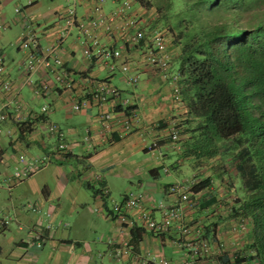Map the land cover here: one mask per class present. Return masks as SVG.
Segmentation results:
<instances>
[{"label":"crops","instance_id":"1","mask_svg":"<svg viewBox=\"0 0 264 264\" xmlns=\"http://www.w3.org/2000/svg\"><path fill=\"white\" fill-rule=\"evenodd\" d=\"M60 1L0 0V55L16 93L0 89V106L8 112L7 120L0 125V222H8L0 228V264H155L160 258L178 262L183 257L190 264L187 247L178 243L186 241L178 231L179 225L189 228L191 234L200 232L210 244L211 254L194 264H223L227 258L228 264H234L236 252L246 256L241 264L252 262L248 250L251 231L233 229L239 219L237 195L232 196L230 182H224L233 179L238 185L239 180L220 174L224 158L204 160L185 154L181 141L196 120L188 121L185 104L172 98L169 79L140 64L139 51H123L119 60L128 56L135 62L132 72H141V82L132 87L122 75L108 70L102 74V68L88 61L80 52L79 35L68 39L60 54L63 67L75 80L80 82L87 75L108 77L121 90L138 116L133 129L127 132L119 130L125 115L122 109L127 107L119 102L114 107L91 105L74 112L70 105L79 86L74 93L56 90L40 98L34 94L32 84L24 82L26 52L16 62L12 51L19 49L25 24L40 34L42 46L51 40L54 14L62 10ZM106 6L111 9L114 4L107 5L106 1ZM17 7L21 9L19 14ZM89 7L83 3L78 9L84 14ZM138 9L147 16L142 6ZM167 43L170 71L175 72L179 47L169 38ZM37 77L38 73L31 78ZM45 104L47 113L40 115ZM109 108L114 129L104 132L99 113ZM46 121L58 124L74 141L72 152L65 158L54 152L56 141L44 129ZM173 127L184 135L180 142L171 138ZM20 156L26 161L45 157L47 163L30 177L10 183L8 178L22 166ZM187 163L190 175L183 171ZM95 174L100 181L94 179ZM208 177V189L191 197L192 204L181 208L180 219L167 231L146 228L141 217L144 211L159 222L165 208L176 204L167 193L170 184L192 186ZM102 186L108 190L106 197L100 196ZM130 194L143 195L145 200L138 207L126 209L125 199ZM31 205L37 207L36 212L29 209ZM122 216L127 222L121 220ZM121 242H127L132 251L115 258Z\"/></svg>","mask_w":264,"mask_h":264},{"label":"trees","instance_id":"2","mask_svg":"<svg viewBox=\"0 0 264 264\" xmlns=\"http://www.w3.org/2000/svg\"><path fill=\"white\" fill-rule=\"evenodd\" d=\"M164 1L165 12L183 18L174 24L163 14L167 23L156 4L152 23L166 24L160 29L179 47L180 97L188 121L196 120L178 141L187 156L230 159L220 174L239 180L236 212L252 234L251 258L264 264V0H179L185 6L177 12L174 0ZM209 183L210 177L193 184V196ZM235 255L234 264L246 260Z\"/></svg>","mask_w":264,"mask_h":264},{"label":"built area","instance_id":"3","mask_svg":"<svg viewBox=\"0 0 264 264\" xmlns=\"http://www.w3.org/2000/svg\"><path fill=\"white\" fill-rule=\"evenodd\" d=\"M71 0V6L62 9L54 14L55 25L54 35L51 40L44 46L40 43V34L31 27L30 24H25L23 38L20 41V48L26 52V57L23 61L25 70L24 82L32 84L33 92L40 98L47 97L50 93L56 90H70L73 92L79 86V91L73 99L70 107L74 112L81 111L88 106L95 105L99 108L106 106L114 107L117 102L124 107V119L119 130L127 132L133 129L138 116L134 109H131L127 99L122 97L121 90L111 83L108 77L97 79L89 75L83 76L81 81L72 78L63 67L61 52L64 49L67 38L73 35V30L77 29L80 32L79 37L82 38L81 50L82 55L95 64V62H103L105 68L110 72H119L128 84L136 85L139 76L132 72L135 62L126 56L121 62L123 51L135 49L139 51L141 57L140 64H145L156 70L162 77L170 78L172 87V98L177 103H182L180 97V86L177 82V73L170 72V54L168 51L167 34L157 27L145 16V11L142 12L138 8H134L135 0H114V6L109 9L106 6V0ZM83 3L90 4L88 10L77 15L78 6ZM78 5V6H77ZM1 11V7H0ZM16 13H20V7L15 9ZM1 28V24H0ZM46 36V34H44ZM111 58V61L107 60ZM38 73V77L34 80L32 75ZM0 89L3 92L13 94V82L5 74V66L3 58L0 55ZM74 93V92H73ZM48 105H43L40 110V115L47 113ZM8 112L5 106H0V125L7 120ZM21 117V113L19 114ZM19 119V118H18ZM113 112L109 109H103L99 113L100 128L107 132L114 129ZM174 130L171 133L173 140H179L180 130ZM44 129L52 134L56 144L54 152L60 158H65L72 152L74 141L67 138V133L58 124L46 121ZM19 163L21 167H17L14 173L8 178L10 183H17L33 175L43 165L47 163V158L40 160L26 161L23 156H20ZM94 179L100 181L101 178L97 174ZM100 196L106 197L108 190L105 186L100 189ZM167 193L173 196L175 203L173 206H167L163 211L161 221H155L150 213L144 211L141 214L144 225L149 230L167 231L168 228L181 217V208L185 204L191 205L193 194L191 186L183 183H172L167 188ZM145 197L143 195H128L125 199L124 206L126 209L138 207L143 203ZM195 200V199H194ZM33 212L37 211L36 206H29ZM118 209V206H115ZM121 220L126 221L125 217ZM8 222L2 219L0 228ZM41 227V226H40ZM236 231H247V220L239 218L237 224L233 228ZM37 233L40 232L38 227L35 228ZM178 231L186 238L184 242H178L188 249V255L191 257V263L196 260L206 258L211 254L209 242L196 232L191 234L189 228L179 225ZM132 251V247L127 242H121L116 248L114 257L119 258L128 255ZM256 260L246 262L245 264H257ZM155 264H186L185 258H181L178 262L160 258Z\"/></svg>","mask_w":264,"mask_h":264},{"label":"rangeland","instance_id":"4","mask_svg":"<svg viewBox=\"0 0 264 264\" xmlns=\"http://www.w3.org/2000/svg\"><path fill=\"white\" fill-rule=\"evenodd\" d=\"M107 1V5H109V4H111V6H113V4L114 3H112V0H106ZM16 2H18V0H16ZM14 3H15V1H14ZM165 3V1L164 0H160L159 2L157 1V0H143V8L146 10V13H147V17H148V20L150 21V22H153L154 20L156 21V18H157V12H155V7H156V4L158 5H160V7L162 8V12L161 13H159V15L158 16H160V18L162 17V19L164 18L163 17V14L165 15V17L166 16H169V18H171V19H169V20H171V22H174V24L175 23H177V22H179L182 18H183V14L182 15H180V16H178V15H176V16H173V12H165V9H164V7H163V4ZM133 4H134V8H137V7H139V4L137 3V2H133ZM19 5V4H18ZM60 5H61V9H65V8H67L68 6H71V3H70V0H68V2H66V1H63V0H61L60 1ZM158 5V6H159ZM183 6H185L184 5V3L183 2H180L179 0H174V2H173V5H172V9H171V11H174V12H177V11H179ZM165 12V13H164ZM77 15L78 16H80L81 15V13H80V10L79 9H77ZM166 19H168L167 17H166ZM164 20H165V18H164ZM166 21V20H165ZM167 22V21H166ZM162 24H163V22H161ZM159 24V23H156V27L158 28V29H160V27L163 29V27H162V24ZM165 23V22H164ZM167 23H169V22H167ZM164 25V24H163ZM166 25V24H165ZM164 25V26H165ZM155 27V26H154ZM77 36V35H80V32H78V30L77 29H74L73 30V35L72 36ZM72 36H70L69 38H67V40L68 39H70V38H72ZM82 41V38L81 37H79V42H81ZM80 46H81V44H80ZM22 52H24V49H21L20 48V44H19V49H16V47L13 49V51H12V57H14V59H15V61L17 62V60H19L21 57H22V55H23V53ZM80 52H82V50H81V48H80ZM107 60H109V61H111V58L110 59H108L107 58ZM170 62H171V60H169ZM96 68L97 67H100V68H102L103 69V72H102V74H104V72L106 73L107 72V69L105 68V66H104V64H103V62H100V63H98V62H95V65H94ZM177 66V64H174V70H175V72H171V73H177V68L178 67H176ZM176 68V69H175ZM137 73H135V74H137L138 76H139V80H138V82H137V84L138 83H140L141 82V79H142V77H141V72L139 71H136ZM114 74H120L119 72H116V73H114ZM121 75V74H120ZM166 80H167V77L165 78ZM169 79V82H170V84H173L172 83V81H171V79L170 78H168ZM136 84V85H137ZM129 86L130 87H132V86H135V85H131V84H129ZM127 94L129 95V93L127 92ZM40 106H38V108H39ZM48 110V109H47ZM176 156V155H175ZM224 165H225V168H228V166L229 165H231V161H230V159H226V161H225V163H224ZM190 167L188 166V163L187 164H185L184 165V168H183V171L184 172H186L187 174H191L192 173V171L189 169ZM208 169V168H207ZM206 170V169H205ZM228 173V172H227ZM227 176H231V175H229V173L227 174ZM237 176H232V178H236ZM231 178V179H232ZM233 180V179H232ZM232 180H230V179H228V180H226V181H224V182H230V187H231V189H230V191H231V193H232V196L234 195V193L237 195V196H239V193H240V189H239V183H237L238 185H235V182L233 183V181ZM223 185L224 186H228L229 187V184L228 183H223Z\"/></svg>","mask_w":264,"mask_h":264}]
</instances>
